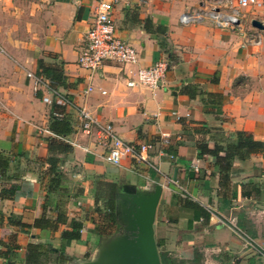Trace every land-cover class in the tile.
Segmentation results:
<instances>
[{
  "label": "crops",
  "instance_id": "1",
  "mask_svg": "<svg viewBox=\"0 0 264 264\" xmlns=\"http://www.w3.org/2000/svg\"><path fill=\"white\" fill-rule=\"evenodd\" d=\"M199 1L114 4L115 33L134 46L138 62L126 67L106 62L87 94L86 72L76 61L97 0L33 2L31 16L20 18V36L11 29L17 20L0 8V32L7 33L0 45L18 42L0 52V157L8 160L6 171L0 169V191L15 189L12 197L0 198V251L18 245L12 263L86 264L104 239L123 230L116 193L126 185L150 190L168 177L193 196L181 199L175 188H162L153 228L168 264H264V149L245 143L264 142V33L251 24L264 16V7L242 8L241 29L182 23L183 10ZM161 59L168 69L159 88L126 86L131 71ZM40 62L57 68L63 85L38 74ZM27 71L50 88L35 92ZM51 89L69 103H57ZM80 106L112 123L127 142L151 144L148 160L125 158L115 166L71 147L59 155V180L47 174L54 136L36 125L49 128L54 119H65L71 126L67 135L83 139L73 132ZM162 135L168 136L166 145ZM201 145L218 148V159L201 153ZM10 218L27 226L11 224ZM29 248L36 252L27 260ZM6 263L0 255V264Z\"/></svg>",
  "mask_w": 264,
  "mask_h": 264
},
{
  "label": "built area",
  "instance_id": "2",
  "mask_svg": "<svg viewBox=\"0 0 264 264\" xmlns=\"http://www.w3.org/2000/svg\"><path fill=\"white\" fill-rule=\"evenodd\" d=\"M127 3L128 0H97L92 21L81 46L76 64L83 69L87 87L84 93L93 90L92 79L98 70L108 61L126 66H134L138 62L137 50L133 45L117 37L115 33V23L112 17L113 5L117 3ZM250 8L258 11L264 7V0H200L194 6L186 7L180 14V21L185 24L207 21L220 28L231 30L241 29L244 18L241 13L242 8ZM264 27V16L257 18ZM264 33L263 29H258ZM257 33L255 39L261 34ZM0 52L4 48L0 45ZM168 62L161 59L148 67H139L131 71L132 75L126 79V86H144L151 90L157 89L164 81ZM26 76L32 80L33 90L36 92L40 88H50L49 82L42 76L27 71ZM55 101L59 104H68L69 101L51 89ZM105 93V91H102ZM44 102H51L46 95L42 96ZM155 114H153L154 116ZM78 123L73 126L74 134H80L82 138H73L71 135L60 136L54 134L49 128L36 125L40 132H46L67 144L72 148L82 149L86 153H93L102 158L105 162L120 166L125 158H133L139 162L148 160V150L152 147L149 143L133 145L122 139L114 130L112 123L104 122L94 116L86 107L77 108ZM163 145L168 143V136L162 135ZM99 149V151L97 150ZM199 159L192 160V167L198 169ZM163 182L158 183L163 188H175L181 199H193V196L185 190L178 180L163 177ZM234 233L242 234L241 230L230 222ZM243 235V234H242Z\"/></svg>",
  "mask_w": 264,
  "mask_h": 264
},
{
  "label": "water",
  "instance_id": "3",
  "mask_svg": "<svg viewBox=\"0 0 264 264\" xmlns=\"http://www.w3.org/2000/svg\"><path fill=\"white\" fill-rule=\"evenodd\" d=\"M252 26L263 29L256 18ZM162 187L150 190L126 185L116 193V212L123 226L120 234L104 239L96 257L86 264H162L153 223Z\"/></svg>",
  "mask_w": 264,
  "mask_h": 264
},
{
  "label": "trees",
  "instance_id": "4",
  "mask_svg": "<svg viewBox=\"0 0 264 264\" xmlns=\"http://www.w3.org/2000/svg\"><path fill=\"white\" fill-rule=\"evenodd\" d=\"M40 69L41 72H39L38 74H43L45 77L49 78L50 80L53 81L52 84L55 83V85H63V79H62V75L61 73H59L57 68L54 67H50L45 65L43 62H40ZM49 128L51 129V131L54 134L60 135V136H64L67 135L71 132V126L69 124L68 121H66L65 119H54V121L49 125ZM249 147H257V148H263L264 149V142L261 141H255V140H246L245 142ZM71 146L69 144H67L66 142L59 140L56 137H51L49 138V142H48V157L46 159V163L48 164V172L47 174L54 176L55 180L58 181L59 178L62 176V172L60 170V157L59 155L61 154H65L69 151H71ZM201 149V153L205 154V153H213L215 155V157L218 159L219 156H217L218 154V148H214L212 150H209L206 148L205 145H201L200 146ZM8 166V160L0 157V169L2 172H5ZM15 193V189L14 188H10L8 190H1L0 191V198H3L5 196L8 197H12ZM114 199L113 197L109 198V201L112 202ZM108 201V202H109ZM112 218H114L113 213L111 214ZM9 223L11 224H15V225H20V226H27L26 224L22 223L21 221H19V219H9ZM41 220H37L35 222L36 225H40ZM30 247V246H29ZM36 246H33V248H35ZM19 248L18 245L16 244H7L5 250H1L0 251V255L3 256L7 263L6 264H14L10 261V257L13 256L14 252ZM33 249L29 248L28 249V253H27V260L31 259V256ZM160 259H161V263L162 264H168V262L166 261V258L164 257L163 254L160 255Z\"/></svg>",
  "mask_w": 264,
  "mask_h": 264
},
{
  "label": "rangeland",
  "instance_id": "5",
  "mask_svg": "<svg viewBox=\"0 0 264 264\" xmlns=\"http://www.w3.org/2000/svg\"><path fill=\"white\" fill-rule=\"evenodd\" d=\"M38 1L39 0H0V8L3 10V13L5 15H7L8 12H11V16L13 17V19L15 21L17 20V22H15L11 25L12 32L17 31V33H19V36L22 34L23 24L21 23V25H20V23H19L21 20L20 18H22V14H25V13H28L31 16V14H30L31 9H32L31 5L33 2L37 3ZM8 4H11V5L9 7H7ZM5 7H6V9H5ZM11 34L13 35V37L15 36V39L18 37V35H16V33H11ZM0 36L6 37L7 33L2 30L0 32ZM10 43H13L12 46ZM17 43L18 42H16V41L8 42L7 40H5V46L4 45H2V46L4 49L8 48V46L10 48H14V47L16 48Z\"/></svg>",
  "mask_w": 264,
  "mask_h": 264
}]
</instances>
